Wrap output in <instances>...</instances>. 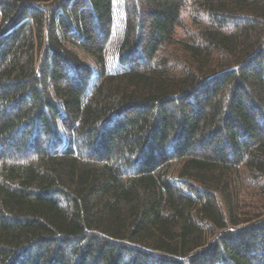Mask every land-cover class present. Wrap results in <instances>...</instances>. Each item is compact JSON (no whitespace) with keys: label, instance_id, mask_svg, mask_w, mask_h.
Returning a JSON list of instances; mask_svg holds the SVG:
<instances>
[{"label":"trees","instance_id":"1","mask_svg":"<svg viewBox=\"0 0 264 264\" xmlns=\"http://www.w3.org/2000/svg\"><path fill=\"white\" fill-rule=\"evenodd\" d=\"M0 264H264V0H0Z\"/></svg>","mask_w":264,"mask_h":264},{"label":"rangeland","instance_id":"2","mask_svg":"<svg viewBox=\"0 0 264 264\" xmlns=\"http://www.w3.org/2000/svg\"><path fill=\"white\" fill-rule=\"evenodd\" d=\"M261 184L255 183L251 181L248 176L244 177V181H242V189H241V197L243 199L241 201H257L261 196ZM263 195V193H262Z\"/></svg>","mask_w":264,"mask_h":264}]
</instances>
